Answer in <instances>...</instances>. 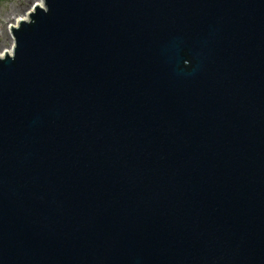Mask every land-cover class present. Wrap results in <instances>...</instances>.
Listing matches in <instances>:
<instances>
[{"label":"water","instance_id":"1","mask_svg":"<svg viewBox=\"0 0 264 264\" xmlns=\"http://www.w3.org/2000/svg\"><path fill=\"white\" fill-rule=\"evenodd\" d=\"M0 57V264H264V0H41Z\"/></svg>","mask_w":264,"mask_h":264},{"label":"rangeland","instance_id":"2","mask_svg":"<svg viewBox=\"0 0 264 264\" xmlns=\"http://www.w3.org/2000/svg\"><path fill=\"white\" fill-rule=\"evenodd\" d=\"M36 2V0H0V52L8 47L12 37L8 25L15 17L22 16ZM11 12L14 14L9 15ZM8 15V16H7Z\"/></svg>","mask_w":264,"mask_h":264},{"label":"bare ground","instance_id":"3","mask_svg":"<svg viewBox=\"0 0 264 264\" xmlns=\"http://www.w3.org/2000/svg\"><path fill=\"white\" fill-rule=\"evenodd\" d=\"M25 1H28V0H25ZM34 4H36L38 6H41L42 5L41 0H36V2H34ZM28 12H29V9H28L27 12L23 13L22 16H18L17 18L15 17L13 20H11V24L8 25V29L10 30V28L15 27L17 25L18 21H23L24 19H26ZM11 14H14V12H11L9 15H11ZM11 50H12V43H11V39H10L9 44H8V47L5 50H1L0 57L3 54H8V55L11 54Z\"/></svg>","mask_w":264,"mask_h":264}]
</instances>
